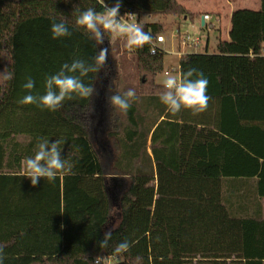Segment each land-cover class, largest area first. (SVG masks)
Masks as SVG:
<instances>
[{
  "label": "trees",
  "instance_id": "16d2710c",
  "mask_svg": "<svg viewBox=\"0 0 264 264\" xmlns=\"http://www.w3.org/2000/svg\"><path fill=\"white\" fill-rule=\"evenodd\" d=\"M105 2L112 6L116 0H0V218L30 221L0 239L7 259L16 264H95L98 256L120 258L114 264H137V257L140 264H264V233L257 235L256 223L241 216L248 215L254 199L264 198V0L260 10L232 13L230 39L220 40L217 52L207 46L180 58L181 74L195 67L209 80L211 100L199 115L187 109L173 115L161 102L164 88L156 77L165 70L166 53L151 54L150 43L132 48L149 79L142 78L141 89H122L121 95L135 89L139 98L125 114L122 129L108 102L100 123V100L93 104V96L73 94L54 112L20 104L29 94L23 88L29 76L35 80L32 94L43 95L45 77L65 63L77 58L94 63L106 44L124 45L129 54L124 38L112 43L106 33L98 45L75 23L80 11H102ZM121 3L120 13L137 15L153 39L166 27L146 16H172L181 24L199 16L179 0ZM61 20L72 35L53 39L51 25ZM104 73L102 67L82 79L99 88ZM187 125L208 127L223 137L219 146L209 145L207 161L199 160L195 170H182L181 135ZM96 128L101 142L114 138V144L108 142L114 171L100 154ZM20 136L29 143L21 144ZM41 137L66 141L62 155L70 157L75 174L58 175L54 182L40 179L33 187L21 162L34 156ZM215 165L221 176H201L203 166ZM257 176L260 182L252 183ZM255 209L263 214L260 201ZM61 215L67 225L75 217L76 251L57 249L38 259L40 252L54 248L55 232L37 229L36 218L54 222ZM110 229L109 246L101 249L99 242ZM125 239L132 247L114 256L115 246Z\"/></svg>",
  "mask_w": 264,
  "mask_h": 264
},
{
  "label": "clouds",
  "instance_id": "9594fccd",
  "mask_svg": "<svg viewBox=\"0 0 264 264\" xmlns=\"http://www.w3.org/2000/svg\"><path fill=\"white\" fill-rule=\"evenodd\" d=\"M121 0L109 6L106 2L102 4V11L88 8L80 11L76 17V25L87 30L98 45L104 42L105 34H111L113 38H124L126 46L129 48H142L149 44L153 37L146 32L141 23L136 22L137 16L126 13L121 16ZM53 39L70 37L68 24L65 20L53 22L51 25ZM109 54L108 48H101L94 58V63H88L83 59H74L70 64L65 63L55 74L45 77V92L43 95L32 94L35 89V80L27 78L23 85L24 89L29 90V94L24 95L18 102L22 105H36L38 107L57 111L63 106L66 100H71L73 94L87 99L96 94L93 85L85 84L82 78L90 73H98L106 65ZM5 78L11 79V74L4 73ZM209 80L204 73L190 67L181 75H167L163 80L164 91L160 94L161 102L173 115L179 114L182 109H187L196 116L205 111L209 105L211 97L207 94ZM109 102L112 107L122 114H127L132 106V102L138 100L135 89L129 88L123 95L114 94L110 96ZM66 141L56 139L51 142L46 138H38L34 156L25 157L22 160L25 177L31 180L35 187L40 179L54 182L57 176L74 175V164L69 156L65 158L61 145ZM116 209H114V214ZM113 236V230L104 233V238L99 242L101 249L107 248ZM132 247V242L125 239L114 248L113 255L119 257ZM4 245L0 244V264L5 261ZM137 264L142 258L137 257ZM108 257L98 256L95 264H107Z\"/></svg>",
  "mask_w": 264,
  "mask_h": 264
},
{
  "label": "rangeland",
  "instance_id": "374dc122",
  "mask_svg": "<svg viewBox=\"0 0 264 264\" xmlns=\"http://www.w3.org/2000/svg\"><path fill=\"white\" fill-rule=\"evenodd\" d=\"M179 2L190 9L191 12L198 14L199 16L195 18L194 21L187 20L186 22H183L181 24V19L167 16L163 17L160 15H152V16H146V21L151 22H162L165 24L166 30H165V37H166V44L163 45L166 56H165V70L163 73H160L156 77L157 83L163 84V80L166 78V74L168 70H172L173 68H178L180 66V57L178 56V52H184V53H193L196 52L193 47L190 46H184L180 44V38L178 37L179 29L181 28L182 32H189L195 36H198L201 38V43L203 45L202 49L197 52H203L207 49V46H209L208 51L210 53L217 52V46L219 43V40H227L229 39V21L227 20V15L230 13L229 9L232 10H238L241 8H249L254 9L255 5H249L248 2L242 3L241 0H179ZM238 8V9H237ZM205 12H211V13H219L221 20H217L214 18L213 27H207L206 23L203 25V17L206 15ZM211 15V14H210ZM213 15V14H212ZM214 16V15H213ZM115 39H113L112 43L115 42ZM105 48L109 49L108 54V60L106 62V65L103 67L105 73L102 76L101 79V85H105L106 89L103 92V94H99V100H100V123L103 121L104 112L106 110V104L109 105L113 111H114V123L115 125L120 126V129L123 128L122 124H124L125 121V114L120 113L118 110L114 109L112 105L109 102V97L114 94H120L122 89L124 87H138V89H141V83L142 78L146 77L147 74L141 67V65L137 62L135 57L131 55V53L134 51L132 48L129 49V54L124 49V45L121 47V49L117 48L114 44H106ZM125 53V54H124ZM176 75V74H175ZM148 77V76H147ZM149 79V77H148ZM103 87L101 86V89ZM103 91V90H102ZM105 105V107H104ZM108 112V111H107ZM110 114V113H109ZM106 117V116H105ZM107 119V118H106ZM194 127V129L197 127L195 125H187L185 130V135H187L188 129ZM113 133L116 132L115 128L112 131ZM192 133H195L197 135V140H206L204 139V136H206L201 131H194ZM18 141L21 144H27L29 143L30 139L27 136H20L17 138ZM114 141V138H111ZM201 155V150L195 149L190 159L194 160L196 157ZM198 159H201V157H198ZM189 162V160H188ZM190 164V163H189ZM197 169L196 164L193 166V170ZM109 170H113L112 167ZM114 171V170H113ZM112 175L111 177H113ZM116 209V212L113 215H117L118 209ZM64 216L61 215L58 217L57 220H45L36 218V228L42 229L45 227H51V229L54 230L55 236H54V248L52 251H46L43 253H39L37 256L38 259L47 258V256H50L51 253L59 250V253H62L64 249L66 250H74L76 251V247L74 248L73 242H79L80 237H77L75 229H76V220L75 217L71 218V222L69 225L64 223ZM29 219H21L16 220L12 218H6L2 217L0 218V239H8L12 233H14L16 230H19L22 226L29 224ZM69 227V230H66V227ZM33 233H31L32 235ZM72 251V252H74ZM4 264H16L15 262H11L10 258L7 259V255L5 256ZM24 259V258H23ZM120 258H108L107 264H114L117 261H119ZM10 261V262H9ZM18 262V260H17Z\"/></svg>",
  "mask_w": 264,
  "mask_h": 264
},
{
  "label": "crops",
  "instance_id": "0c3cea01",
  "mask_svg": "<svg viewBox=\"0 0 264 264\" xmlns=\"http://www.w3.org/2000/svg\"><path fill=\"white\" fill-rule=\"evenodd\" d=\"M241 2L242 3L248 2L249 5H252V6L255 5L254 9H256V10H260L262 7V0H241ZM241 9H244V7ZM229 10H230V13L226 14V15H227V20L229 21V29L228 30H229V39H230L231 17H232V13L234 12V10H232V9H229ZM219 13H221V12H219ZM219 13L215 14V13H211V12H205V14H211V15L213 14L214 15V16L212 15L213 21H214V18H216L219 21L221 20ZM229 39H227V40H229ZM94 87L96 89V94L93 95L92 100H93V104L97 105L98 104L97 102L99 100V90H100V94L101 93L103 94V92L106 89L105 88L106 86L102 85L103 88L101 89V85L98 88V85L95 84ZM185 130H186V127L184 126L183 133L181 135L182 170L193 169V166L195 164H197V162L201 159L203 161H207L208 154H209V145L214 144V145L219 146L223 140L222 133L218 132L217 130L208 128V127L197 126L195 129H194V127L189 128L188 129L189 133H187V135H185V133H184ZM95 131H96L95 142L98 144L97 146L99 148L100 154L103 158H105L107 160L106 163H107L108 167L111 168L110 164L113 163L114 158L110 154L108 142L112 141V143L114 144V141L108 137V141H102L101 142V140L97 137L98 136L97 135L98 134V128H96ZM194 131H201L202 133H204L206 135V136H204V139H206V140H197V135H195V133H192ZM257 138H258V135L255 134V139H256L255 141H257ZM195 149L201 150V155L199 156V157H201V159H198V157H196L194 160L193 159L191 160L190 157L192 156ZM188 160H189V162H188ZM244 166L246 167V165H244ZM200 170H201L200 174L203 177H219V176H221L220 166H218V165L203 166ZM194 175H196V174H194ZM252 180H253L252 183L258 184V182H260V180H261V177L257 176V177H254ZM256 200L258 203L260 201L263 205V214L262 215L259 213L258 210L255 209ZM250 205H251V208L248 212V215L243 214L241 216H243V217L249 216L251 221L256 223L257 235H260L261 233H264V224H263V221H264V198L258 196V199H254V201ZM5 256H6V254H5Z\"/></svg>",
  "mask_w": 264,
  "mask_h": 264
},
{
  "label": "built area",
  "instance_id": "2783aa9c",
  "mask_svg": "<svg viewBox=\"0 0 264 264\" xmlns=\"http://www.w3.org/2000/svg\"><path fill=\"white\" fill-rule=\"evenodd\" d=\"M121 16L125 15L120 13ZM137 16V15H136ZM203 21L206 23L207 27L212 28L213 27V17L210 14H206L203 17ZM136 22H139L138 20V16L136 18ZM214 22V21H213ZM181 40H180V44L184 45V46H190L193 47L194 50L200 51L203 47L202 43H201V38L198 36H195L189 32H182L179 34L178 36ZM167 40L164 34L158 36L156 39H152V41L150 42L151 44V54L156 55L158 53H166L163 45L166 44ZM178 56L181 58L183 55H187V53L184 52H178L177 53ZM189 54V53H188ZM166 74H176V75H181L180 72V66L178 68H173L172 70H168L166 72Z\"/></svg>",
  "mask_w": 264,
  "mask_h": 264
},
{
  "label": "water",
  "instance_id": "95a60500",
  "mask_svg": "<svg viewBox=\"0 0 264 264\" xmlns=\"http://www.w3.org/2000/svg\"><path fill=\"white\" fill-rule=\"evenodd\" d=\"M204 23H205V22L203 21V25H204Z\"/></svg>",
  "mask_w": 264,
  "mask_h": 264
}]
</instances>
